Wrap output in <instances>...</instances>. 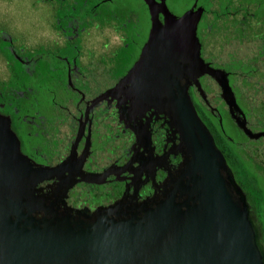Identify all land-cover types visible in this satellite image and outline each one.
<instances>
[{"label": "flooded vegetation", "instance_id": "flooded-vegetation-1", "mask_svg": "<svg viewBox=\"0 0 264 264\" xmlns=\"http://www.w3.org/2000/svg\"><path fill=\"white\" fill-rule=\"evenodd\" d=\"M40 4L51 20L38 23L36 34L6 29L0 12V113L33 168H57L37 183L38 193L51 195L72 177L59 211L92 220L98 209L151 204L171 191L186 154L179 124L160 103H134L131 83L116 86L148 39L150 4L160 21L161 9H192L200 55L217 74L158 81L157 88L135 80L134 90L186 91L229 174L249 195L264 241V0Z\"/></svg>", "mask_w": 264, "mask_h": 264}, {"label": "water", "instance_id": "water-1", "mask_svg": "<svg viewBox=\"0 0 264 264\" xmlns=\"http://www.w3.org/2000/svg\"><path fill=\"white\" fill-rule=\"evenodd\" d=\"M150 9L148 39L116 87L131 83L134 103H160L172 111L186 146L173 188L151 204L98 209L92 220L82 212L74 218L66 207L60 212L61 196L74 179L67 177L51 195L39 194L37 183L57 168H33L10 118L0 113V264H264L249 195L229 174L186 91L134 90L135 80L157 88L158 81L217 74L200 55L197 13L164 8L160 21Z\"/></svg>", "mask_w": 264, "mask_h": 264}, {"label": "rangeland", "instance_id": "rangeland-1", "mask_svg": "<svg viewBox=\"0 0 264 264\" xmlns=\"http://www.w3.org/2000/svg\"><path fill=\"white\" fill-rule=\"evenodd\" d=\"M45 2L46 0H0V12H4L8 18L4 24L6 29L14 31L18 28L17 30L23 29L27 32L33 29L36 34L38 23L45 27L44 24H49L51 20L50 16L45 17L41 14L45 9L43 8L41 12L43 5L40 3Z\"/></svg>", "mask_w": 264, "mask_h": 264}, {"label": "trees", "instance_id": "trees-1", "mask_svg": "<svg viewBox=\"0 0 264 264\" xmlns=\"http://www.w3.org/2000/svg\"><path fill=\"white\" fill-rule=\"evenodd\" d=\"M264 242V241H263Z\"/></svg>", "mask_w": 264, "mask_h": 264}]
</instances>
